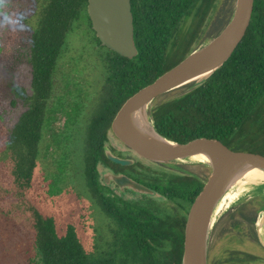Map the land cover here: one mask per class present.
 Segmentation results:
<instances>
[{
	"label": "trees",
	"instance_id": "obj_1",
	"mask_svg": "<svg viewBox=\"0 0 264 264\" xmlns=\"http://www.w3.org/2000/svg\"><path fill=\"white\" fill-rule=\"evenodd\" d=\"M217 1L131 0L138 55L128 59L101 45L87 12L88 0H40L30 37V88L12 87L25 111L0 145V211L8 218H14L15 211L25 215L42 264H182L188 215L209 177L151 173L145 166L140 172L138 164L122 167L106 157L105 147L123 104L195 50ZM233 9L232 5L217 21L221 25L215 36L228 24ZM81 22L88 25L103 51L104 76L95 94L79 90L74 105L66 109L65 98L56 92V76L67 37ZM182 89L187 91L154 102L150 110L162 136L180 144L205 138L236 152L264 157V0H255L246 35L222 68L200 86ZM61 111L67 116L64 129L56 126ZM46 130L61 150L60 175L51 193L58 194L62 190L59 182L72 177L71 172L76 174L105 221L103 241L92 248L74 225L61 233L55 217L43 213L31 198ZM100 165L116 173L129 172L161 199L119 196L104 184ZM244 179L264 186V173L256 170ZM6 199L12 201L10 210L2 204ZM237 203L229 201L215 217ZM252 205H242L238 214L253 225L264 201L258 209ZM249 209H253L251 217L245 214ZM256 260L250 254L232 251L225 262L251 264Z\"/></svg>",
	"mask_w": 264,
	"mask_h": 264
},
{
	"label": "rangeland",
	"instance_id": "obj_2",
	"mask_svg": "<svg viewBox=\"0 0 264 264\" xmlns=\"http://www.w3.org/2000/svg\"><path fill=\"white\" fill-rule=\"evenodd\" d=\"M39 3L40 0H27L26 6L31 9L23 21L27 25V30L4 41L5 45L0 44V145L25 111V106L13 95L12 87L18 85L30 88L29 46L36 25ZM232 5L234 6L232 0L217 1L195 48L207 43L216 35L221 24L217 25V21L231 9ZM102 54L103 51L94 40V34L85 22L79 23L68 35L56 76V92L65 98L66 109L74 105L79 90H82L81 94L86 92L93 95L100 88L104 76ZM182 88L161 96L155 103L179 97L187 91ZM13 101H16L15 105ZM66 119L65 111H61L58 115L57 128L64 129ZM107 146L120 148L124 156L151 168V173L196 174L200 178L211 174V167L204 164H160L147 160L123 145L112 132L109 133ZM60 156L61 150L54 146L51 135L46 130L35 170L31 198L43 213L55 217L61 233L68 225H74L88 248H92L95 243L103 241L102 238L106 234L105 221L86 196L76 174L71 172L72 177L69 176L64 179L65 181L59 182L62 190L58 194L51 193V186L60 175L58 170ZM99 170L102 174L103 168L100 167ZM125 198L142 200L140 196L132 194L126 195ZM156 199L160 200L161 197ZM8 201L3 200L2 204L10 210L12 201ZM262 201L263 195L251 194L218 217L209 239V264L219 261L228 264L225 261L232 251L255 256L257 260L251 264H264V248L258 240L256 225L249 223L247 217L241 218L238 214L242 205L250 202L253 203L251 208L258 209ZM252 210H247L245 214L251 217ZM260 211L261 208L257 218L262 214ZM238 220L241 221L236 225L235 222ZM29 230L28 219L21 211H15L14 218H8L0 211V264H42Z\"/></svg>",
	"mask_w": 264,
	"mask_h": 264
},
{
	"label": "water",
	"instance_id": "obj_3",
	"mask_svg": "<svg viewBox=\"0 0 264 264\" xmlns=\"http://www.w3.org/2000/svg\"><path fill=\"white\" fill-rule=\"evenodd\" d=\"M254 2L255 0H235L232 16L224 29L207 43L195 48L177 66L130 97L112 123V131L116 137L152 162L194 164L185 161L198 154H205L211 160L209 180L205 182V188L188 215L182 264H209V239L215 225L210 226L212 211L234 185L235 177L240 172L251 168L264 171V157L236 152L219 141L205 138L186 144L176 143L157 131L150 110L161 96L187 85L200 86L222 68L246 35L252 20ZM87 12L92 29L102 46L128 59L138 55L131 0H88ZM146 105L147 115L153 123V138L136 130L129 121L133 113ZM105 154L111 162L122 167L135 163L132 158L115 155L107 146ZM103 181L106 186L114 185L115 193L120 196L126 190L140 196H156L151 188L126 175L106 172ZM260 212L262 214L254 224L258 240L264 248V238L259 228V225H264V206Z\"/></svg>",
	"mask_w": 264,
	"mask_h": 264
},
{
	"label": "bare ground",
	"instance_id": "obj_4",
	"mask_svg": "<svg viewBox=\"0 0 264 264\" xmlns=\"http://www.w3.org/2000/svg\"><path fill=\"white\" fill-rule=\"evenodd\" d=\"M221 25V24H220ZM219 25V26H220ZM215 31V30H214ZM213 33V32H212ZM207 37V36H206ZM172 95V94H171ZM167 98V97H166ZM147 105L137 110L135 113L132 114L130 117V124L139 132L142 134L149 136L151 138L155 137L153 134V123L151 119L147 115ZM186 162L194 163V164H205L207 166H210L211 160L210 158L205 154H198L196 156H193L189 159H187ZM258 171L261 173H264V171L257 169V168H251L244 170L240 172L235 178L233 182V186L228 190V192L222 197L221 201L216 205L214 210L212 211V214L210 216V226L214 225L217 221L218 217H215L217 212L219 211L220 207L224 206L226 203L231 200L234 201H241L246 196H249L251 194H258L264 196V186H254L250 183H248L244 177H246L249 173L252 171ZM203 172V171H202ZM204 173V172H203ZM210 177V175L208 176ZM260 228V233L264 238V225Z\"/></svg>",
	"mask_w": 264,
	"mask_h": 264
},
{
	"label": "clouds",
	"instance_id": "obj_5",
	"mask_svg": "<svg viewBox=\"0 0 264 264\" xmlns=\"http://www.w3.org/2000/svg\"><path fill=\"white\" fill-rule=\"evenodd\" d=\"M27 0H0V44L27 30L23 23L31 9Z\"/></svg>",
	"mask_w": 264,
	"mask_h": 264
},
{
	"label": "flooded vegetation",
	"instance_id": "obj_6",
	"mask_svg": "<svg viewBox=\"0 0 264 264\" xmlns=\"http://www.w3.org/2000/svg\"><path fill=\"white\" fill-rule=\"evenodd\" d=\"M113 133V131H112V128H111V131L109 132V133ZM114 134V133H113ZM115 135V134H114ZM118 138V137H117ZM119 139V138H118ZM120 140V139H119ZM121 141V140H120ZM122 142V144L123 145H125L126 147H128L129 149H131V150H133L132 148H130L128 145H126L123 141H121ZM107 147H109L112 151H113V153L115 154V155H117V156H119V157H122V158H128V157H126V156H124V154H123V152H122V150L120 149V148H117V147H115V146H107ZM134 151V150H133ZM133 159V158H132ZM136 164H138V167H136V170H138V171H140V172H142L143 171V168H142V166L144 167V165L143 164H141V163H139V162H137L136 160H135V163L133 164V165H131V166H134V165H136ZM100 167H102L103 168V172H102V174H101V176H102V179H103V175H104V173H106V172H113V173H115V174H121V175H126V176H129V177H131V178H133L134 180H136L133 176H130L129 175V172H119V173H116V172H114L111 168H109V167H106V166H104V165H100ZM99 167V168H100ZM127 167H130V166H127ZM146 167V166H145ZM101 173V172H100ZM175 174V173H174ZM137 181V180H136ZM139 182V181H138ZM141 183V182H140ZM114 192H115V186L114 185H112V186H109ZM128 194H132V195H135V196H140V195H137V194H135V193H133V192H131V191H129V190H126L125 192H121V196H123L124 198H125V196L126 195H128ZM120 196V195H119ZM156 196L157 197H160L159 195H157L156 194Z\"/></svg>",
	"mask_w": 264,
	"mask_h": 264
}]
</instances>
